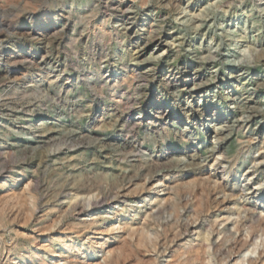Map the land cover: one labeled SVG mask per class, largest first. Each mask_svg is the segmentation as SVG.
Instances as JSON below:
<instances>
[{"label": "rangeland", "instance_id": "rangeland-1", "mask_svg": "<svg viewBox=\"0 0 264 264\" xmlns=\"http://www.w3.org/2000/svg\"><path fill=\"white\" fill-rule=\"evenodd\" d=\"M125 2L137 7L139 21L148 15L155 16L157 20L153 21H159L162 33L167 32L171 27L187 32V28L180 22L197 10L182 7V3L180 5V1L177 0H125ZM260 2L261 0H233L219 8L215 7L213 13L217 17L216 25L228 21L237 13L242 14L243 11L247 16L251 15L252 11L256 14ZM118 10L119 4H113L110 0H0V14L6 16L4 26L5 30H10V33L13 31L17 32L18 36L22 34L26 36L30 34L29 31L32 32L31 37L40 35V32L49 34L51 30L49 25L29 28L34 17H48L49 21L55 20L59 31V35L47 40L52 56L51 64L47 66L50 71L57 70V72L49 74L47 73L49 70L43 71L41 86H33L34 81L29 84H33L32 86L27 88L22 86V72H27L32 78L36 71L34 64L17 67L11 75L5 74L4 70H11L13 66L8 67L6 61L0 64V122L2 123L0 173L6 174L5 180L0 178V184H14L11 178L13 174L21 179L31 178L33 190L38 196L54 198L65 188L86 180L97 184L101 192L109 195L105 199L106 204L111 200L110 196L113 192L126 188V185L128 187L131 184H143L150 177L165 175L168 172L180 175V168L190 167L192 173L186 175L179 185L170 190V193L166 192L169 191L168 185L171 183H160L152 189L149 199L144 201L142 206L135 204L138 201L135 197L117 204L115 210L119 213L123 212V215H118L114 220L107 218L113 223L130 218L129 212L134 215L146 212L145 214L150 215L151 225L147 244L154 250L149 253L145 247L132 246V251L135 250L132 252L129 246H126L130 250L128 254L129 250L120 244L123 251L126 249L128 257L127 255L125 257L122 251V256H117L120 258L118 260L123 262L117 261L114 264H182L177 261L180 253L174 250L182 248L183 250H180L185 251L189 244L196 245L201 240L198 235L203 233L209 234L211 243L215 242L211 244V250L209 249L211 254L207 255L206 259L210 260V264H235L236 261L241 260L242 263L247 264V259L257 258L259 251L264 248V232L261 230L264 227V156H262L264 132H254L260 118L247 126L234 127L235 129L230 131L225 147L220 151H214L212 163L215 161L218 167L223 166L221 169L218 167L212 169L208 166L204 175L199 174L196 165L190 162L200 163L210 160L209 156L214 148L213 142L203 131L199 130L192 136L185 134L182 125L185 124L186 118L163 132L153 131L148 129L149 125L141 126L136 123L140 121V114L144 116L148 111L150 112L153 104L148 103L150 91L145 90L146 84L143 82L140 84L135 77L134 73L137 69L132 64L134 48L130 46V38L116 26L120 19ZM10 33L8 31L6 34ZM32 46L39 48V43L34 38L27 40L24 47L28 50ZM263 52L260 51L259 54ZM41 53L42 50H39L36 58L40 57ZM113 55H118L117 59L108 64L106 60ZM179 62L180 59L175 60L174 64L177 65ZM263 63L252 61L249 63V69L263 71ZM221 66L222 70H228L226 65L221 64ZM114 72L113 76L106 78L108 73ZM89 76L94 77L95 82L88 83L86 80L90 78ZM250 88L249 91L252 92L253 89ZM259 93L264 95V89H260ZM183 97L186 99V95ZM262 105L264 106V100ZM142 106H144L143 111L140 110ZM221 109L226 110L223 105ZM151 111L154 112L155 108ZM35 112L37 115L33 116ZM237 115L240 117L239 114ZM27 116L34 119L30 123L40 124L41 130L37 133L44 135L34 136L31 128H26L20 133L11 132L17 130ZM231 116L233 117L234 114H230ZM8 131L11 133L6 135ZM113 134L123 135L121 136L124 139L123 143L118 141L116 143L114 138H110ZM5 138L27 140L25 145L28 146L23 150L19 149V146L9 148ZM175 149L179 150L175 159L161 155L165 151ZM192 150H195L196 154L194 160L189 157L193 153ZM181 157L187 159L185 164L180 162ZM224 157L227 162L221 164L220 161ZM22 167H26L25 175H22ZM199 180L205 183L204 188L201 184L199 188ZM216 181L226 182L228 194H234L235 200L230 203V209L221 211L222 207L226 206H221L222 202L218 204L220 199L214 189ZM0 193L4 191L0 190ZM164 197L168 198L167 202ZM95 211H97L94 215L98 217L97 221L107 225L109 221L104 218V214L114 212V209H104L101 206ZM82 218L91 217L82 216ZM225 218H228V221H223ZM237 223H242L241 233L235 231ZM250 225L258 230L253 238V245L250 250L235 255L238 235L242 234L250 239ZM226 228L227 231L222 232ZM31 230L32 228L27 230V233L32 234ZM0 239L2 240L0 253L4 251L3 243L12 245L14 242L8 241L4 236ZM25 239L26 237L20 244L28 246L29 243H26ZM154 245L156 248H153ZM58 246L60 242L57 241L53 247L57 249ZM116 246L118 250L119 244ZM84 247L82 252L90 251L88 244ZM30 249L35 250V247L30 245ZM73 252L74 249L69 251L73 259H83ZM102 255L103 253H99L101 261ZM19 258V255H15L11 259L19 262ZM63 258V255L61 257L44 255L45 260L53 263L56 261L64 263ZM0 262L4 264L6 260Z\"/></svg>", "mask_w": 264, "mask_h": 264}, {"label": "bare ground", "instance_id": "bare-ground-1", "mask_svg": "<svg viewBox=\"0 0 264 264\" xmlns=\"http://www.w3.org/2000/svg\"><path fill=\"white\" fill-rule=\"evenodd\" d=\"M110 1L113 4H119L118 11L120 12V19L117 21L116 26L130 38V46L132 45L134 48V61L132 64L137 69V72L134 73L135 77L140 84L142 82L146 84L145 90L150 91L148 103L153 104L150 112L148 111L144 116L140 114V121L138 120L139 122H136L137 124L141 126L149 125L148 129L163 132L167 131L171 125L181 123L186 118L185 124L182 125V131L185 134L192 136L199 130L203 131V133L207 135V138L214 144V148L211 150L212 152L209 156L210 160H206V162L200 161V163L190 162V164L196 165L199 170L198 173L202 175H204L203 173L208 166L212 169L218 167L215 161L212 163L214 159L213 153L225 147L230 137V131L234 127L247 126L260 118L254 132H264V106L262 105L264 95L259 93L260 89H264V70L251 71L249 69V63L252 61L264 62V52L259 54L260 51H264V0H261L256 14L252 11L251 15L247 16L243 14L245 12L243 11L242 14L237 13L232 18L228 19V21L221 22L220 25H216L217 17L215 16L216 14L214 15L213 13L214 8H219L225 3H231L233 0H177L180 1V5L182 3V7L197 10L191 14L189 13L190 15L180 22V24L187 28V32H182L179 28L171 27L165 33L161 32V28L158 24L159 21H153L157 20L155 16L148 15V17L142 18V20L139 21L138 9L136 6L129 5L125 0ZM60 14L63 15L62 13ZM5 17L4 14H0V64L6 61L8 62V67L9 65L10 67L11 65L13 66L11 70H4L5 74L11 75L17 67L34 64L36 71L32 75V78L29 77L27 72H22V86L24 88L32 86L33 84L29 85L31 81H34L33 86H41L43 71L49 70L47 65L50 63L52 57L49 50L50 44L47 43V40L59 33L54 22L55 20L49 21L48 17H34L29 28L49 25L51 30L49 34L40 32V35L31 37L32 32L29 31L28 33L30 34L26 36L23 34L18 36L17 32L12 31L10 33L9 29L5 30ZM8 31L10 33L9 35L6 34ZM31 38L37 40L39 48L32 46L28 48V50H25V43ZM231 44L232 47L229 48ZM39 50H42V53L40 57L36 58V54ZM183 50L185 52H183ZM117 56L118 55L107 57V63L109 64L112 60H116ZM179 59L180 62L175 65L174 61ZM221 64L226 65L225 67H227L228 70H222ZM216 65L218 66L216 67ZM55 72H57V70H49L47 73L51 74ZM114 74L115 72L111 74L108 73L106 78ZM89 77L90 78L86 80L88 83L95 82L94 77ZM249 87L253 89L252 92L249 91ZM184 95H186V99L183 97ZM221 105H223L226 110L221 109ZM154 108L155 111L152 112L151 110H154ZM140 110L143 111L144 106H142ZM232 113L234 116L230 117ZM237 114H239L240 117H238ZM36 115L37 113L35 112L33 116ZM32 120L34 119L31 116L25 117L24 122L18 126V129L11 130V132L15 131L20 133L26 128H31V133L34 136L44 135L37 133L41 130L40 124L37 122L30 123ZM1 125L2 123L0 122V126ZM11 132L8 131L6 135H9ZM121 136L123 135L113 134L110 138H114L116 143L117 141L123 143L124 139ZM5 139L7 140L9 148L19 146V149L22 148L23 150L28 146L25 145L27 140L24 139ZM199 142L201 143V140H199ZM178 151L177 149L165 151L161 155H164L165 158L175 159ZM192 151L193 153L190 154L189 157L191 160H194L196 154L195 150ZM262 156H264V154ZM186 161L187 159L181 157V163L185 164ZM225 162H227L226 157L220 161L221 164ZM183 167L184 168L179 169L181 172L180 175H178V173L171 174L168 172V174L165 175L161 174L157 175V177H150L146 179L143 184H131L128 187L126 185V188H118L119 190H114L115 192L110 196L111 200L106 204L105 199L109 195L101 192L97 184L86 180H82L78 183L74 182L75 184L65 188L54 198H42L33 190L34 185L31 178V180H28V178L21 179L13 174L11 178L14 180V184H0V190L4 191V193H0V238L4 236L8 238V241H14L12 245L7 243H3L4 245L2 244L4 246V251L0 253V261L5 259L6 262H3L4 264H114V262L122 261L118 260L120 259L118 256L121 257L122 251L124 250H122V247L125 248L129 246L130 249H133L132 246H142V248H146L147 252L151 253L154 249L152 250L151 246L147 244L149 226L151 225L150 215L145 214L146 212L136 215H134V213L130 214L129 212L128 215H130V218H124L125 220L120 219L118 223H113L112 220L116 219L118 215H123V212L119 213L115 208L119 202L127 201L133 197L138 198L135 204L137 206H142L143 202L149 199L152 189L160 183H171L168 185L169 191L166 192L170 193V190H173L179 185L181 180H184L186 175L192 171L190 167ZM222 167L223 166H219L218 168L221 169ZM117 170H119V168ZM25 171L26 167H22V175H25ZM0 178L5 180L6 174L0 173ZM225 180H227V178H225ZM198 183L199 188L200 184L201 187L205 184L200 180ZM214 186L215 194L218 199H220L218 204L222 202L221 206H226L222 207L221 211L230 209L229 205L235 200V196L232 193L228 194L227 183L216 181ZM144 193L148 194L144 196ZM164 199L167 202L168 198L164 197ZM101 206H103L104 209H114V212L104 214L105 219H112H107L109 221L107 225L99 223L97 221L98 217L94 216L97 213L95 210ZM92 211L94 212L91 213ZM82 216H90L91 218H82ZM223 221H228V218H225ZM30 228H32V234L27 233V230L29 231ZM261 230L264 232V227H262ZM226 231L227 228L222 232ZM235 231L241 233L242 223H237ZM257 231L258 230H256L254 226H251L249 230L250 239H248V237L245 238L242 234L238 235L239 237L236 236L238 237V247L236 246L237 250L235 255H240L244 251L250 250V247L253 245V238L257 235ZM203 234L198 235L201 239L199 243L196 245L189 244L187 250L182 251V248H180L182 250H174V252L178 251L180 253L177 260L178 262L182 264H210V260L206 259L207 255L211 254L209 252L211 244H215V242L211 243L209 234ZM24 237H26V243H29L28 246L20 244L21 241H24L22 240ZM0 241L2 240L0 239ZM57 241L60 242V246L57 248L58 250L53 247L54 243ZM85 244H88L90 251L86 250L82 252V249L85 248ZM115 244H119V246L122 244L123 246H120L117 250ZM30 245L34 246L35 250H31ZM156 245H154L153 248H156ZM64 248L66 249L65 251ZM73 249V253L80 255L83 258L82 260L73 259L71 257L69 251ZM126 249L128 248L126 247ZM125 251H123V253L125 257L126 255L128 257L130 250L127 251V253L129 252L128 254ZM119 252L121 253L120 255L118 254ZM99 253H103L102 261L100 260ZM47 254L53 257H61L63 255L65 261L64 263L58 261L53 263L45 260L44 255ZM15 255L20 256L18 259L19 262L11 259ZM173 258H175V255ZM235 264L244 263H242L241 260L236 261ZM247 264H264V248L259 251L257 258L250 257L247 259Z\"/></svg>", "mask_w": 264, "mask_h": 264}]
</instances>
